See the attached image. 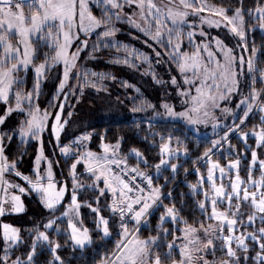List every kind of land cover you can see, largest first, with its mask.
I'll list each match as a JSON object with an SVG mask.
<instances>
[{
	"label": "snow or ice",
	"instance_id": "obj_1",
	"mask_svg": "<svg viewBox=\"0 0 264 264\" xmlns=\"http://www.w3.org/2000/svg\"><path fill=\"white\" fill-rule=\"evenodd\" d=\"M96 3L103 5L99 16L91 11L89 0H0V100L7 103L11 95L15 98V104L6 109L5 115H0V124L5 121L7 113L14 109L27 114L26 119L21 120L16 128L0 131V189L5 190V195L9 187L19 189L20 193L33 191L38 195L42 206L50 213L59 212V216L53 214L46 219L43 223V231L40 230L39 224L26 229L29 234L34 232L35 235L32 236L27 250L21 255H14L15 246L24 243L21 229L3 223V252L0 254V264H39L37 256L41 253L38 252V248H47L51 253V258L46 260L45 264H65L58 251L62 245L60 241L49 236L48 230L54 228L58 234L68 237L64 244L71 242L73 247H83L86 241L91 240L90 230L84 225L79 212L82 202L78 199V192L87 188L97 193L93 198L94 203L83 201L94 213L93 222L97 231L105 237L111 235L110 216L102 214L99 203L105 194H110L111 200L106 201L103 207L108 208L110 215H118L120 218L116 233L119 239L115 241L113 251L107 254L108 259H101L100 264H217L216 260H209L206 255L209 252L214 255L217 248L225 251L227 257L220 260L219 264H238L240 256L237 255V250H242L245 260L250 258L249 244L246 243L248 239L257 249L251 259L255 264H264V159L258 161L260 177L254 178L252 165L256 164L258 156L256 148H251V164L247 179L244 180L239 175V156L237 159L228 160L226 166H222L219 161H213L209 156L217 146H223V142L228 140L229 133L233 130L239 132L244 147L248 148L249 133L239 129L254 108L264 113V87L259 89L256 87L257 81L264 85V67L258 64L260 57L257 55L255 45L249 48L247 43V32L254 26L264 30V2L257 0L253 8H245L243 0H238V6L234 8L211 5L206 0H161L160 3H156L155 0H96ZM132 4L138 6V13L125 14L124 6ZM190 13L200 16L201 24H214L217 27L224 25L228 28L239 38L236 47L241 49V54H235L233 48L227 47L215 37L213 39L216 46L223 53L222 61L216 59L213 64L214 53L207 43L203 42V50L208 52V63H202L200 60V44L196 45L197 51L191 54L185 52L181 55V26L188 24L195 27L193 22L185 20ZM245 14L249 19L258 21V24H248ZM137 16L140 19H136ZM122 19H127L129 24L134 25L148 37L144 40V44L153 49L157 60L166 53L171 61L176 63L179 72L184 74V82L195 84V94H192L188 88L178 89L181 95L191 96L192 101L182 111H175L167 103L163 105L168 115L182 117L190 124L206 123L210 115L209 110L219 107L218 101L225 99L226 94L229 97L232 94H240L241 77L250 80L247 84L248 94H241V99L237 102V107L244 106L243 115L239 116L241 123L236 124L233 121L222 137L211 142L213 147L206 148L203 153L208 163L206 179L209 187L205 189L196 184L190 185L194 193L202 192L203 198L197 201V206L201 214L212 223L205 224L204 221H200L198 226L190 224L179 215L180 209L175 203L164 204L161 186H154L152 176L139 168L140 163L147 165L148 160L138 149L132 150L137 158V165L129 167L126 159L117 158L115 150L119 147V141L115 144L106 143L101 136L100 147L103 151L99 153L84 147L83 142L89 140L92 135L88 132L75 136L68 143H60L61 132L68 122L67 118L62 117V112L70 94L63 89L68 84L70 73L76 66L81 49L87 48L88 40L80 41L76 51L70 52V45L81 33L86 36L95 33L98 41L100 38L113 37L118 31L115 22ZM169 22L171 26L165 28ZM165 32L167 39L164 38ZM201 34L207 36L202 30ZM187 35L191 42L193 32L189 31ZM45 45L48 49L54 50L51 55L47 51L41 53V47ZM93 47L95 48V45ZM120 47H123L129 56L135 54L145 61L151 59L150 55L136 53L134 49L129 51L127 44H121ZM245 52L250 54L246 57L243 54ZM41 55L44 59L36 62ZM60 63L63 64V75L59 79L56 96L63 95L64 101L57 100V104L52 106L56 109L54 112L49 113L44 110L41 115L39 105L32 106L33 96L39 95L41 80L48 68ZM123 63L128 64L129 60L125 58ZM30 66L34 70L35 79L32 89L24 90L20 87L24 84V79L19 73L21 70L26 72ZM189 70L193 73L191 78L186 74ZM76 75L79 79L81 74L77 72ZM92 75H99L101 79L104 76L103 73H92ZM83 77L85 82L93 87L98 89L103 87L102 84L98 85L95 81L88 80L87 71L83 73ZM170 80L173 85L177 83L174 75ZM157 83L161 81L157 80ZM124 84L129 86L127 81ZM84 86L78 82L70 88L74 90L78 87L82 91ZM130 86L135 87V85ZM136 91L139 92V89ZM71 94H74V91ZM25 102L28 103L27 108L24 107ZM148 106L153 107V105ZM224 111L230 112L232 109L225 108ZM49 115L54 116L50 128L55 138L54 151L55 148H59V153L66 160L75 157L68 165V179L63 181L56 180L53 172V164H59V160L54 161L44 156L42 143L35 157L32 176L16 171V160L9 161L5 155V140L11 141L17 133L22 140L29 136L39 139V133L44 130ZM71 115L72 113L69 112L68 116ZM216 124H219V121H216ZM251 135L255 137L257 146H264V115L260 118L259 130L254 126ZM160 140L162 141L158 145L160 158L153 167L157 173L164 166L170 167L175 173L178 164L171 163V160L179 149L171 147V135L165 138L161 134ZM72 145H76L75 150ZM234 147L229 144V148ZM42 161L47 163L44 174L40 172ZM81 164L83 173L77 171L78 165ZM233 169L236 170L234 178L228 175ZM217 170L220 183H217ZM6 171H14L29 185V188L6 180ZM132 173H135V176L131 175ZM82 174L90 176L92 182H82L80 179ZM225 176H228L227 184L224 183ZM165 179L167 180V177ZM68 180L71 181L70 202L63 205L65 193L69 190ZM204 180L205 177L200 176L201 186ZM101 182L103 187L100 186ZM168 196H171V192ZM5 203L10 204L11 207L6 209ZM60 207L64 208L62 212L59 211ZM157 208L163 209L159 213V221L156 225L157 234L141 238L139 226L142 220L146 221L148 215ZM5 211L23 212L24 204L21 196L13 192L7 201L4 197H0V215ZM62 218L67 220V227L64 229H61L60 224L57 223ZM129 218L135 224L134 228H129ZM257 220L260 222L259 227L255 226ZM177 221L184 226L179 227ZM165 222H171L173 227L164 228ZM249 227H252L253 231H248ZM177 232L180 234L177 235ZM200 233H203V239ZM169 235L172 237L171 240L166 239ZM233 243L236 248H233Z\"/></svg>",
	"mask_w": 264,
	"mask_h": 264
},
{
	"label": "trees",
	"instance_id": "obj_2",
	"mask_svg": "<svg viewBox=\"0 0 264 264\" xmlns=\"http://www.w3.org/2000/svg\"><path fill=\"white\" fill-rule=\"evenodd\" d=\"M209 1L218 6L232 8L238 6V0ZM256 2L257 0H243V5L245 8H253ZM261 2H264V0H261ZM101 9L102 8L99 6H93V14L99 16L101 14ZM245 15L248 24L257 25L256 22H253L252 19L247 17V14ZM115 27L118 31L113 37L103 38V43L95 45V48L93 45L92 47L81 49L80 54L77 57L78 62L81 64L80 70L77 72L81 75L78 79L76 75L77 72L73 73L69 85L66 90H64V92L70 93L67 98L69 103L66 111L75 109L74 116L71 119L75 125L70 129H65L63 142L70 140V136L72 137L84 130L90 131L92 134L89 143L85 148L94 151L102 150L100 147L101 136H103L106 143L115 144L119 141V147L116 154L120 158L126 159L129 167L137 165V158L132 150L138 149L148 160L147 165L140 163L139 168L146 172L150 169L153 170V174L155 172L153 176L155 178L154 181H156V185L163 186V192L170 189L169 192H171V196H168V192L162 198V202L164 204L175 203L176 207L180 209L179 215L190 224L198 226L200 221H204L205 224L212 223V221L207 220L206 217L201 214V211L197 206V201L203 198L202 192L194 193V190L190 185L196 184L198 187L205 189L209 187L206 179L208 163L207 159L203 156V153L206 148L211 149L213 147L211 142L222 137L224 132L228 130V127L231 126L233 122L227 124L223 130L213 132L211 130L213 127L211 126H205L207 131H202L201 128L196 130L180 119H157L156 121H153L152 119L137 117L136 113L138 114L141 112L140 104L142 103V98L145 97L152 100L150 103H156L157 100H161V97L164 95L161 91V84L163 85V83L169 81V69L167 68L163 55L157 60L153 49L144 44V40L148 37H146V35H144L139 29L135 28L125 20L115 22ZM88 37L90 36L81 34L78 37V42L88 39ZM149 43H152L150 38ZM247 43L249 44V48H251L253 44L255 45L257 48V55L260 57L258 64L260 67H264V30L260 29L258 26H254L248 31ZM121 44H127L129 45V48L142 49L147 55L151 56V59L147 63H142L135 58V54L128 59V53L124 48L120 47ZM118 47L119 52L117 53ZM45 51L51 55L54 50L48 49L45 45L41 47V53ZM234 52L237 55L240 53L238 50ZM243 54L246 55L247 52ZM125 58L129 60L128 64L123 63ZM43 59L44 56L41 55L36 62ZM117 60L121 62L117 63ZM146 66L156 69L157 79L160 80L161 83H157V80L152 74L144 71ZM85 71L88 73V80L94 79L92 73H103V79H101L99 75L96 76L99 78V83L103 84V87L98 89L91 84L86 83L83 77ZM22 76L24 84L20 87L24 90H31L35 79L34 70L29 69L27 72L22 73ZM113 77H115V79H113ZM60 78L61 69L59 68V65H54L48 68L41 80L43 84L40 85L39 95L33 96V107L38 104L40 111L43 112L44 110H47L49 113L56 110L52 106L57 104V100L62 101L64 98L63 95L56 96ZM125 81L128 82L129 86H125ZM78 82L85 85L82 91L78 87L74 90L70 88V86L77 85ZM130 85H135V87H131ZM256 85L258 88L264 87L259 81H257ZM136 89H139V92H137ZM73 91L74 94H71ZM248 91L249 89H246L243 92L241 91L235 99L228 101V103L236 106L237 102L240 100L241 94L247 95ZM228 103L226 102L225 105ZM14 104V95H11V99L7 103L0 100V115H5L6 109ZM24 107H28L27 102L24 103ZM256 109L250 114L241 128V131L249 133L247 139V144L249 145L248 148L244 147V141L238 133L232 135L226 144L220 149L209 153L211 159H216L224 165L227 164L228 160L237 159V156H239V175L244 180L247 179L249 165L251 164V148H256L258 156L256 164L252 165V174L254 178L258 179L260 177L258 161L264 159V146H257L255 137L251 135V130L254 126L259 130L260 118L264 115V113H261L258 110L256 111ZM243 111L244 108L237 112V117L233 120L235 123L239 120V116L243 115ZM26 115V113H22L15 109L12 112L7 113L5 121L1 124V131L16 128L21 120L26 119ZM51 122V119L50 121L48 120L46 129L39 133V139L29 136L22 140L17 133L11 141L5 140V155L8 157L9 161L16 160V171L32 176L35 166V157L39 153L41 143L43 151L49 157L48 159H55L53 135L50 130ZM198 127H202L201 124ZM161 134H163L165 138L171 135V147L179 149L177 155L171 160V163L178 164V169L175 173H173L171 168L167 166L162 167L159 173H157L153 167L160 158L158 145L162 142L160 140ZM177 140L179 142H177ZM153 143H155V146H153ZM227 144L235 145L236 153L235 150H232L231 154H226ZM185 149H187L186 152ZM74 158L75 157L73 156L66 160L60 155L61 163L58 164V170L56 171L58 180L68 179V165ZM59 165H62L61 169H59ZM197 169L199 172H197ZM228 175L234 178L236 172H231ZM200 176L205 177L202 186L199 183ZM166 177L167 180L165 179ZM34 178L35 177L33 176V179ZM5 179L10 180L14 184H20L25 188H29V185L21 177H18L14 171H6ZM80 179L85 183L92 182L90 176H88V179H84V176L80 177ZM68 181L71 184V181ZM217 183H220L219 179L217 180ZM224 183H228V176H225ZM153 185L155 186V182ZM4 192L5 190L3 193ZM13 192L18 193L19 189L9 187L7 189V195H5L6 201L11 197ZM21 194L23 195L24 200V211L21 213L5 211L0 215V248H2V252V224H12L21 229V236L24 243L15 246L14 255H21L31 244L32 236L35 235V233L33 232L29 234L26 229H31L33 225L39 224L40 230L43 231V223L46 219L53 214L56 215L55 213H50L42 206L39 197L35 192L30 191ZM96 195L97 193L93 192L91 188H87L81 190L79 196L80 201L82 202L80 215L83 219L84 225L89 228L91 233L92 243L90 245L84 248L73 247L71 242L65 245L64 241L68 239V237L63 234H58L54 228L48 230V234L51 238L60 241L62 247L58 251L59 255L65 261V264H100L101 259H108L107 254L113 251L115 241L119 239V236L116 234L119 225V216L110 215L108 208L103 207L106 201L111 200L110 194L102 196L99 203L102 207V214L110 216L111 235L105 237L101 232L95 229L93 222L94 213L87 204L83 203V201L94 203L93 198ZM4 206L6 209L11 207L8 203H5ZM160 211H163V209L157 208L152 211L148 215V221L144 225H140L139 235L141 238L157 234L156 225L159 221ZM57 223L60 224L61 229L67 227L66 220L64 219L58 220ZM255 226H260L259 220L256 221ZM163 227L172 228L173 225L171 222H165ZM248 231H253V228L249 227ZM179 234L180 233L177 232V235ZM166 239L171 240V235ZM246 243L249 244L250 258L245 260L242 250H237V255L240 256L238 264H255V261H253L251 257L255 255V250L257 249L254 248L253 242L250 239L246 240ZM233 248H236L234 243ZM176 251L178 253V249ZM2 252L0 250V254H2ZM38 252L41 253L37 256L39 264H45L46 260L51 258V253L47 248H38ZM206 255L209 260H216L217 264H219L220 260L227 259L225 251H221L219 248H217L214 255L211 252ZM176 258L179 259V256L176 255Z\"/></svg>",
	"mask_w": 264,
	"mask_h": 264
},
{
	"label": "rangeland",
	"instance_id": "obj_3",
	"mask_svg": "<svg viewBox=\"0 0 264 264\" xmlns=\"http://www.w3.org/2000/svg\"><path fill=\"white\" fill-rule=\"evenodd\" d=\"M155 2L156 3H160L161 0H155ZM206 2L208 4H211V5H216V4L212 3L209 0H206ZM93 6H99L101 8L103 7L102 4H97L96 3V0H89V7H90L91 11H92ZM216 6H218V5H216ZM138 11H139L138 6L135 5V4L125 5L124 8H123V12L125 14L130 13V12H137L138 13ZM204 15H209V14L208 13H204ZM229 15H231V12H229ZM136 19H140L139 16H137ZM122 20L127 21V19H122ZM185 20L186 21L193 22V24L195 25V27H192L191 25H188V24H184V25L181 26V32H182V42H181V48H180V54L181 55H183V53H185V52L191 54L193 51H197L196 45L200 44L201 45L200 52H199L200 60L202 61V63H208L209 62V60H208V52H206V51L203 50V43H207L208 47L214 53V56L212 58V63L214 64V62H215L216 59H220L222 61L223 60V53L216 46L215 40L213 39L215 37H218L220 39V41H222L223 44L226 45L227 47L233 48L234 51H237L238 50V52H240V53H238V55L241 54V49L238 48V47H236V45L239 43V38L236 37L233 33H231L228 30V28H226L224 25H221V26L217 27L214 24L213 25H208L207 23L201 24L200 23V16H196V15H193L191 13L188 16L185 17ZM253 22H256L258 24V21L253 20ZM170 26H171V24L169 22L168 24L165 25V28L170 27ZM201 30L204 33H207V36L202 35L201 34ZM153 31H155L154 25H153ZM189 31H192L193 32V36L191 38V42H189V39L190 38L187 35V33ZM81 34H83V33H81ZM89 36L90 37H88V39H87L88 40V46L87 47H92L93 45H99L100 43H103V38H100V40L98 41L95 33H93L92 35H89ZM92 36H94V37H92ZM164 38L167 39V32L164 33ZM247 38H248V32H247ZM78 44H79L78 38L77 39H74L73 42H72V44L70 45L69 51L70 52L71 51H76V49L78 47ZM133 49L135 50L136 53H144V54H146L142 49L129 48L130 51H132ZM249 54L250 53L247 52V54L246 55L244 54V55L247 57ZM132 56L133 55H131V56L128 55V59H130ZM163 57L165 59L167 68L169 69L170 77L174 75L176 77L177 83L175 85H173L171 83V80L169 79L168 82L163 83V85L161 84V87H162V90L161 91L164 93V95L162 93L163 97H161V100H157L156 103L155 102L154 103H150L152 100H149V99H147L145 97L142 98V103L140 104V108H141L140 111L141 112L138 113V114L136 113L137 117H139V118H148V119H152L153 121H156L157 119H174V120L175 119H180V120L186 122L191 128L196 129V130L198 128H201L202 131H207V128L205 126H207V127H209V126L213 127V125L216 124V121H219V124H216V126L211 129L213 132H216V131L219 132V131L223 130L224 127L227 126V124L232 123L233 120L237 117V112H239V110H241V109L244 108V106L237 107V105L236 106H233V105H230L228 103V101H230L232 99H235L238 94H232L230 97H229L228 94H226L225 95V99L218 101L219 107L212 108V109L209 110L210 111V115L207 117V122L206 123L205 122H201V123H198V124H190V123H188L182 117H176V116L168 115L167 114V110L163 107V105L165 103H167L169 106L173 107L175 111H177V112L182 111L184 108L188 107V105L190 103H192V101H191V96L181 95V92L178 91V89L188 88V89H190V91H191L192 94H195V84L185 83L184 82V78H183L184 74H181L179 72V69H178L176 63L173 62V61H171L170 57H168L166 53L163 54ZM135 58L139 62H142V63L143 62L144 63H147L149 61V60L148 61H145L143 59H139L136 55H135ZM57 65H59V68L61 69V77H62V75H63V64L60 63V64H57ZM80 66H81V64L77 60L76 61L75 68L70 73L69 80H68V84H66L65 88L63 89V91L66 90L67 86L69 85L72 74L75 73V72H77L78 70H80ZM29 69H32V67L30 66ZM144 71L146 73L152 74L153 76H155V79L158 80L157 79L156 69L155 68L146 66L144 68ZM22 73H25V71L24 70H21V72L19 73V76L23 77L22 76ZM186 74L190 78L193 76V73L190 70ZM240 80H241V83H240V92L241 91L243 92L244 90L248 89L247 84L250 83V80L247 77H241ZM90 81H95L96 84H98V85L101 84V83H99V78L96 77V76H94V79H91ZM198 82L199 81H197V83ZM41 84H43V83L41 82ZM256 87H257V85H256ZM240 99H241V97H240ZM62 101H64V98L62 99ZM226 102L228 103L227 105H225ZM68 103H69L68 100L65 101V103H64V109H63V112H62V117L67 118V121L68 122H67V124L65 125L64 129L61 132V136H60V143L61 144L68 143L75 136H78V135H80L82 133H85V132L91 133L90 131L84 130V131H82V132H80V133H78V134H76V135H74L72 137L70 136V138H71L70 140H68L66 142H63V137H64L63 134H64L65 129L66 128H69L70 129V128H72L73 125H75V123L71 120L73 118V116H74L75 109H70V110L66 111L67 110ZM148 105H153V107H149ZM225 108H230V109H232V111L225 112L224 111ZM255 109L256 108H254L253 111ZM257 110L259 111L258 108L256 109V111ZM43 112L40 111V114L42 115ZM69 112L72 113V115L70 117L68 116V113ZM252 112L249 113V116H250V114ZM248 117L246 118V120L248 119ZM50 119L53 122L54 121V116H52V115H49L48 116L47 120L45 121V128H44V130L46 129L47 124H48V120L50 121ZM240 123H241L240 120H237V123L236 124H240ZM151 124H153V123H151ZM200 124H201L202 127H198ZM242 126L240 127L239 131H241ZM238 133L239 132L236 131V130H233L232 132H230L229 133V136H228V140L231 138L232 135H235V134H238ZM52 137H53V145H54L55 138H54V136H52ZM227 141L223 142V145L226 144ZM88 143H89V140L84 141L83 142L84 147H86L88 145ZM72 147L75 150L76 145H72ZM226 147H227L226 154H228V155L231 154L232 150L233 151L235 150V153H236V146L233 149H231V148H229V144H227ZM220 148L221 147L218 146L215 150H218ZM81 150H83V148H81ZM92 151H94V150H92ZM102 151H103V149L102 150H99V151H94V152H98L99 153V152H102ZM115 151L117 152V149ZM60 155L61 154L59 153V148H55V152H54L55 159H53V160L54 161L55 160H59V162L61 163ZM44 156L48 157L45 154V152H44ZM117 158H120V157L117 155ZM212 160L213 161H217L216 159H212ZM220 164L222 166H226L227 165V164L224 165L221 162H220ZM46 167H47L46 161H42L41 164H40V172L42 174H44ZM61 167H62V165H59V169H61ZM57 170H58V164H55L54 163L53 164V172L55 174L56 180H58V176L56 174V171ZM82 170H83V165L82 164L81 165H78L77 171L80 172V173H83ZM231 172H236V170L233 169ZM231 172H229V173H231ZM152 174H150V175L153 178V184L155 182V185H156V181H154L155 178L153 177L154 174H155V172H154L153 175ZM83 176H84V179H88V176L82 174L81 177H83ZM216 176H217V180H218L219 179V172H218V170L216 171ZM8 181H10V180H8ZM58 181H63V180H58ZM68 185H69V190H68V192L65 193V197H64V199L62 201V204L63 205H67L70 202L71 184L69 183V181H68ZM100 186L101 187L104 186L102 182H101V185ZM160 190H161L162 198L165 196V194H167L170 191V189H169L166 192H163V186L160 188ZM16 194L21 196V199H22L23 204H24L23 195L20 192H18ZM79 196H80V192H78V199L80 200V197ZM3 197L5 198V192L3 194ZM5 200H6V198H5ZM24 208H25V206H24ZM63 210H64V208L63 207H60L59 211L62 212ZM79 212H80V209H79ZM55 214H56V216H59V212H56ZM80 217H81V215H80ZM62 219L66 220V218H62ZM147 221H148V217H147V220L146 221H143L142 220L141 224L144 225ZM119 222H120V218H119ZM66 223H67V220H66ZM176 223H177V225L179 227H183L184 226L183 223H181L180 221L179 222H176ZM128 224H129V228H134L135 227V224L131 221L130 218H129ZM139 228H140V226H139ZM89 235L91 237V233L90 232H89ZM200 235H201V238L203 239L204 238L203 237V233H200ZM91 243H92V238H91L90 241H86L85 242V245L83 247H80V246H76V247L84 248V247L90 245ZM0 250L2 252V248H0Z\"/></svg>",
	"mask_w": 264,
	"mask_h": 264
},
{
	"label": "water",
	"instance_id": "obj_4",
	"mask_svg": "<svg viewBox=\"0 0 264 264\" xmlns=\"http://www.w3.org/2000/svg\"><path fill=\"white\" fill-rule=\"evenodd\" d=\"M0 131H1V124H0ZM3 189H0V197H3Z\"/></svg>",
	"mask_w": 264,
	"mask_h": 264
},
{
	"label": "built area",
	"instance_id": "obj_5",
	"mask_svg": "<svg viewBox=\"0 0 264 264\" xmlns=\"http://www.w3.org/2000/svg\"><path fill=\"white\" fill-rule=\"evenodd\" d=\"M151 172H152V171L149 170V171H148V174H151ZM131 175L135 176V173H132ZM125 178H127V177H125ZM145 183H146V182H145Z\"/></svg>",
	"mask_w": 264,
	"mask_h": 264
}]
</instances>
